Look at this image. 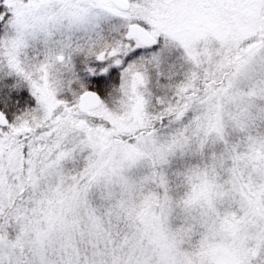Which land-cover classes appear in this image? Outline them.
<instances>
[{"label": "snow or ice", "instance_id": "6c2138e0", "mask_svg": "<svg viewBox=\"0 0 264 264\" xmlns=\"http://www.w3.org/2000/svg\"><path fill=\"white\" fill-rule=\"evenodd\" d=\"M0 264H264V0H0Z\"/></svg>", "mask_w": 264, "mask_h": 264}]
</instances>
